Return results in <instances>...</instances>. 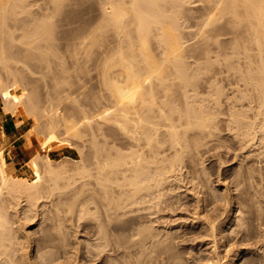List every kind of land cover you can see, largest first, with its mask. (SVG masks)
Wrapping results in <instances>:
<instances>
[{
  "label": "rangeland",
  "instance_id": "1",
  "mask_svg": "<svg viewBox=\"0 0 264 264\" xmlns=\"http://www.w3.org/2000/svg\"><path fill=\"white\" fill-rule=\"evenodd\" d=\"M180 1H178L180 4L177 3L180 7L176 5L178 9L170 4L168 9L169 12L174 10L172 14L180 15L177 25L179 24L185 43L183 59L190 67V71L195 74L196 82L187 89H182L181 80L174 79L175 92L180 96L176 104L184 111L187 108L200 107L215 113L213 136L204 138L200 131H190L188 136L190 147L184 154L183 160L184 173H170L176 181L175 179L171 180L172 183L167 181L170 183H164L165 185L161 187L163 191L160 192L167 194L163 195L165 198L162 196L163 199L160 201L153 198L160 203L153 200L150 202V199H145L149 203H143L141 199L136 207L132 206L133 208L129 209L127 214H117L118 216L112 214L115 219L111 224L108 223V219L106 222V219L104 220L108 218V214L105 215L106 211L101 210V183L97 181L95 172L90 170L93 172L91 175L85 172L78 174L75 172L78 161L62 156L59 161L54 159L55 169L60 170V165H63L68 172L65 174V179H58L60 186L57 189L54 185L51 186L52 193H47L49 188L48 190L46 188L47 192L44 187V190L41 188V191L49 194L51 198L41 192L45 198L38 200L37 209L36 206L34 207L37 211L36 216H32L30 212L32 220L30 218L31 221L26 220L25 214L22 213L23 205L26 204L25 197L22 198L23 201L21 199V205L13 204L9 209L10 216L15 214L13 216L15 219L23 217L21 219L26 221L23 222L24 224L21 223V227L24 225L23 230L32 231L35 245L44 242L46 245L50 244L52 248L47 247L45 250L54 253V264H212V261L215 263L218 259L220 261L217 264H264V140H258L257 144L249 143L247 128L241 124L246 120L244 116L240 115L241 122L235 121L239 131L233 128L235 124L232 118L235 114L234 110L237 113L238 111L246 113L249 110L247 109L249 108L247 59L241 53L243 48L239 47L241 48L239 50V45H236L241 39L242 27L225 25L211 29L212 26L203 25L202 16L210 5L207 0H185L184 3ZM102 2L103 0H61L60 3L56 0H26L24 8H16V12L10 11L12 15L10 13L6 15L4 29L0 26L3 29L0 31V52L3 47L7 56L6 61L0 60V143L5 138L2 125L8 122L9 131L10 128L14 130L9 141L16 145L12 150V157L14 156L12 167H16L19 173L26 165V161L35 158L39 152L45 153L41 143L48 134L46 129L48 124L38 119L33 113L34 109L44 108L51 111L54 104L55 107L58 104L61 114L72 116L77 120H81L82 115L73 109L78 111L80 105L91 114L101 111ZM44 22L49 23L46 29L52 28L54 33L52 36L54 48L49 52L47 48L40 47L42 41L38 37L41 31V35L47 31L43 28ZM202 30L206 31V37L201 33ZM89 32L94 33L96 39L94 45L87 47L86 52L76 48L77 45L73 43L77 36ZM27 38L33 40L30 45L25 43ZM76 49L80 52L77 58L74 54ZM89 49H92V52ZM206 51L209 52L212 62L207 60ZM41 52L46 54V59H50L49 61L41 59L43 66H39ZM50 61L51 63L53 61L51 67H46ZM44 67L49 74L47 72L43 74ZM184 91L188 94L187 98L183 96ZM96 96L97 100H95ZM21 108L31 114L19 125L14 116ZM5 109L13 110L14 112L11 113L15 114L11 115ZM99 120L101 121V117L95 115L94 121L99 124L101 123ZM85 123H81L80 128L87 134L86 141L84 138L83 141L79 139L80 142L77 137L74 138L75 136H72V140L71 135L67 137L65 133L61 134L64 130L62 127L59 129L61 136H58L59 141L66 143L65 146L70 145V148L78 150L79 155H83L82 163L79 162L81 165L85 164L84 161L89 159L92 150L94 151L93 146L92 150L89 147L91 146L89 139L92 138L91 129L93 130L95 126H92L93 123L91 126ZM195 132L200 135L193 138L192 134ZM113 133L111 135H117V131ZM258 136L263 138V132L260 131ZM198 140L200 142L196 147ZM87 141L88 144L85 143ZM100 141L101 136L99 144ZM82 142L88 146H84ZM53 150L55 156H59L67 149L62 145H54ZM91 160L89 159V165L87 161L86 164L92 169L95 165H91ZM41 161L39 165L43 171L44 165ZM75 162L77 163L74 164ZM208 175L212 184L207 181ZM178 178L180 180H177ZM84 182L88 184L79 195L80 186ZM68 184L70 186H67ZM210 186L220 191L219 193H226L229 197L224 200L225 202L229 200L227 205L222 202L223 200L214 198ZM77 192L79 193L76 196ZM6 201L10 206L8 202L10 200L6 199ZM224 205L227 207L225 208ZM21 208L23 211L20 210ZM34 209L31 210L33 214L36 212ZM22 214L24 215L21 216ZM129 217L134 221L127 223L128 227L124 222ZM102 221L110 225L106 224L105 227ZM209 222L211 224H208ZM209 225L216 230L211 231ZM101 227L105 231L108 229L107 232L103 231L107 235L102 239ZM131 233L137 235L133 237L134 242ZM155 233L156 236L158 234L160 236L155 238ZM106 238L108 241L105 240ZM129 238L132 240H128ZM102 242L106 247L101 245ZM214 243L219 245L217 250L214 249ZM144 247L147 248L143 250ZM26 249L25 253H30L34 246ZM214 250L221 253V255L218 253L220 255L217 256L218 258ZM41 258L39 257L37 264H49L44 258V261H41ZM26 260H28L27 264H30L33 259ZM34 262L31 264H36Z\"/></svg>",
  "mask_w": 264,
  "mask_h": 264
},
{
  "label": "bare ground",
  "instance_id": "2",
  "mask_svg": "<svg viewBox=\"0 0 264 264\" xmlns=\"http://www.w3.org/2000/svg\"><path fill=\"white\" fill-rule=\"evenodd\" d=\"M56 1H58V3L61 2V0ZM178 1L180 0H103V18L101 23L102 54L100 66L101 83L103 85L100 97L101 113L98 111L99 113L95 112L96 114L92 113V115L83 105H77L78 108L77 106L76 108L78 111L76 109L73 110L80 112L82 115L81 120H77L72 116L61 114L58 109V104H56L58 106H56L57 108L54 104V109L51 108V111L49 108V111L44 108V110L41 109L43 112H41L39 108L37 110L34 109L33 113L38 116V119L44 122V124H48L47 127L44 125L48 130L47 132L44 128L48 134L41 143L45 153L42 154L43 152H39L37 155L34 154L37 157L35 156V158L32 159L29 158L30 160L26 161V165L20 173L17 172L16 167H12V158L14 157H12V150L16 148V145L9 141L10 135L7 131H4L5 138L2 139L0 143V264H27L28 260L26 259L29 258L31 260L33 259L32 261L29 260V262L35 261L34 263L37 264V260H40L39 257H42L41 261H47L46 263H55L53 260V258L55 259L53 256L54 253L45 250L47 247L52 248L50 244L46 245L44 242L36 243L35 245V239L32 236L33 234H31L32 231L23 230V224L26 221L24 222L21 219L23 217L20 216V219H15V217H13L15 214L10 216L9 209L13 207V204L17 206L21 205V199L25 197L26 204L23 205L24 212L22 213L25 214L26 220L30 218V212L32 216H36L37 204L41 201L39 199L45 198L46 195L47 197L49 196V194H46V188L47 190L49 188L47 193H52L53 185L56 189L60 186L58 179L66 178L65 174L68 172L67 168L60 165L64 170L61 168L60 170L55 169L53 161L56 159L59 161V158L62 156L78 161V163H74H77V167H75L76 171H74L78 174H83L85 172L87 175H91L93 172L90 170L95 172L94 174L96 179H98L97 181L101 183V210L104 209L106 211V213L104 212L105 215L108 214V218H104V220L106 219V222L108 219V223L110 222L111 224V221L115 219L112 214H127V212L130 211L129 209L133 208L132 206L136 207L141 199L143 203H149L145 199H150V202H152V200L158 202L163 199L165 192L161 193L163 191L161 187L165 185L164 183H172L173 181L171 180L175 179L176 181V178H173V175H170V173L184 171L183 160L184 154L187 153L190 147L188 145L190 131L198 130L201 135H204V138L213 134L212 128L215 127V113L200 107L193 109L187 108L186 111H184L176 104L180 96L175 92L174 79L181 80L182 89H187L188 86L196 82L195 74L190 71V67L187 66L183 59L185 43L179 30V24L177 25V23H179L178 16L180 17V15H177V13L176 15L172 14L174 10L172 12L170 11V13L168 9V4L175 7L180 4ZM182 1L185 2V0ZM25 2L26 0H0V26L3 29L6 26L5 21L6 17L9 15L8 13L12 15V10L16 12L19 7L24 8ZM207 2L210 5H208V9L204 13L205 17L202 16L204 18V26H212L211 29L225 25H239L237 28L242 27L241 39L236 42V45H239L238 48H243L241 53H243L247 59V73L249 74V108L247 109L249 110H247L246 113L243 111L245 114L242 111L241 113L240 111L237 113V111L234 110L233 112L235 114H233L234 116L232 118L235 124V121L236 123L241 122L242 117L240 118V115L244 116L246 120L241 124L247 128L246 135L248 136V141L251 144H257L258 140H264V137L261 138L258 136L260 131H262L264 135V0H207ZM178 7H180V5ZM175 11L178 10L175 9ZM42 25L45 26L43 28L47 31L43 32L41 35L40 33L42 31L40 32L38 26L40 32V36L38 37L39 40L42 41V45L40 46L39 44V46L47 48L49 52V50L52 51L54 48L52 40L54 33H52L51 27V29H46V26H49L48 22H44ZM3 29L0 31H3ZM202 31L201 33L206 37V31ZM27 39L25 43L30 45L33 40L32 38H30L31 40H29V38ZM93 39V32H89V34L83 33L77 36V39L74 40L75 43H72L73 45H77V47H74L80 48L86 52L87 47H92L94 42H96V39ZM241 48H239V50ZM91 50L90 52H92ZM79 53L80 52L76 49V53H74L77 55L76 58ZM239 53L240 52H237V54ZM45 55L41 52L39 56L41 57L40 62L41 59L44 61L48 60ZM206 55L207 60L212 62L209 58L208 51H206ZM0 60L3 62L7 60L3 47L0 52ZM52 63L50 61V64L47 63L48 65L45 66L51 67L50 65H52ZM40 65L43 66L42 62L39 66ZM46 67H44V71ZM46 72L47 70L43 74H46ZM63 80L65 79L63 78ZM187 95L186 91H184L183 96L187 98ZM95 100H97V96ZM5 110L7 112L9 111L11 115L15 114H12L14 112L13 110ZM29 114H31V112L27 113V110L21 108L16 116H14L17 120V124H22L25 121V117L30 116ZM35 114L34 117L36 118ZM95 115L101 117V121L99 120L101 123L98 124L96 122L98 121V117H96L97 120L94 121ZM92 119L93 122H96L98 125L91 122ZM83 122L89 123L90 126L93 123L92 126H95L93 130L91 129L92 136L90 137L92 138L89 139L91 143L89 147L91 148L93 146L92 148L94 149L93 151L91 148L93 154L91 153L92 156H90V158L88 157L90 160L92 159L91 165H95V168L92 166V169L90 168L91 166L88 167L89 159L85 158L87 159L88 165L86 161H84L85 164L81 165L83 155H79L78 150L70 148V145L65 146L66 143L58 139V136L65 133L67 137L71 135L72 140L75 136L74 138L77 137L78 140L81 139L83 141L87 135L84 133V130L82 131V128H80ZM60 127L64 129V132L62 131L61 133V130H59L61 129ZM237 127L238 126L235 124L233 128L238 130ZM58 130L59 133H57ZM113 131H117V135H111L114 134ZM199 133L195 132L192 134V137L195 138L199 136ZM100 136L101 144H99ZM64 140H66V138H64ZM68 140L70 141V139ZM81 140L79 141L81 142ZM84 141H86V138ZM88 141L85 143L88 144ZM52 142L54 143L52 144ZM199 142L200 140L196 141V147H198ZM85 143H83V145L88 146ZM54 145H62V147H65L67 150L64 154L55 156L53 150ZM41 160H43V162ZM39 161L44 165V167H42L44 168L43 171L41 170ZM65 161L66 160H64V162ZM203 167L206 170V167ZM177 180L180 179L178 178ZM207 181L211 183L209 175ZM87 184L86 182L82 183L80 186L81 189H79L81 193L77 192L76 196L78 193L79 195L82 194ZM67 186L70 185L68 184ZM43 187L45 188V193H43ZM41 188L43 189L42 191ZM210 188L213 189L212 191L214 192L213 194L216 200H223L222 202H225L227 198H229L223 191V193H219L220 191L212 188V186H210ZM41 192L43 195L45 194V196L41 195ZM49 198L51 197L49 196ZM153 198L156 200L158 199V201ZM6 199L10 200L8 201L10 202L9 204H11L10 206L6 204ZM227 202H225L226 205ZM229 204L230 203H228V205ZM35 206L36 209H34ZM226 207L227 206H225V208ZM33 209L36 211L34 214L32 213ZM20 210H22V208ZM84 210L86 211V209ZM16 213H18L17 210ZM84 213H82V216ZM17 217L16 215V218ZM132 217L134 218L133 215ZM132 217H129L124 223L127 224L133 220ZM30 219L28 221L32 220ZM105 222H103V224L107 227V223L105 224ZM21 223H23V227H21ZM208 224L211 223L209 222ZM104 225L101 224L103 228ZM120 226L122 225L120 224ZM125 227L126 226H124V228ZM209 227L212 228L211 231L213 230V232L216 230L213 226L209 225ZM103 228L101 229V239L105 238L107 233L105 234L104 232L108 230L105 228V231ZM230 228L231 226L229 230ZM131 235L133 234L131 233ZM135 236L137 235H133L131 238L133 239ZM155 236L153 235L152 237L154 238ZM158 236L160 235L158 234L155 238ZM223 236H225V234ZM132 239L129 238L128 240ZM105 240L108 241L107 238ZM105 240L101 241L104 242ZM134 241L133 239V242ZM103 242L101 245L106 247V244H103ZM133 242L131 243L136 244V242ZM144 243L147 244L146 242ZM33 246V251L31 250L30 253H25L26 250L28 251L26 248ZM218 246L215 244L214 249L217 250ZM146 248L144 247L143 250ZM214 253H216V257L221 255L219 252L220 255H218L215 250ZM218 261L220 260L218 259L215 263L212 261V264H217Z\"/></svg>",
  "mask_w": 264,
  "mask_h": 264
},
{
  "label": "crops",
  "instance_id": "3",
  "mask_svg": "<svg viewBox=\"0 0 264 264\" xmlns=\"http://www.w3.org/2000/svg\"><path fill=\"white\" fill-rule=\"evenodd\" d=\"M7 123L8 122H5L3 125H2V128L4 131H7V133H9V135H13L14 133V130L10 128V132H9V127L7 126ZM13 130V131H12ZM16 142V141H15Z\"/></svg>",
  "mask_w": 264,
  "mask_h": 264
}]
</instances>
